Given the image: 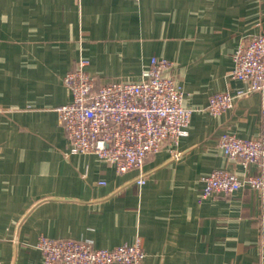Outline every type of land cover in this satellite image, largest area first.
Segmentation results:
<instances>
[{
  "label": "crops",
  "instance_id": "1",
  "mask_svg": "<svg viewBox=\"0 0 264 264\" xmlns=\"http://www.w3.org/2000/svg\"><path fill=\"white\" fill-rule=\"evenodd\" d=\"M258 34L264 0H0V264H44L40 237L97 249L139 239L144 264H264L258 192L201 199L215 170L260 172L219 139L262 134L264 88L219 116L206 110L212 95L246 89L233 56ZM154 57L175 64L194 110L179 144L126 173L72 153L57 111L72 100L66 74L86 59L99 85L139 82Z\"/></svg>",
  "mask_w": 264,
  "mask_h": 264
},
{
  "label": "built area",
  "instance_id": "2",
  "mask_svg": "<svg viewBox=\"0 0 264 264\" xmlns=\"http://www.w3.org/2000/svg\"><path fill=\"white\" fill-rule=\"evenodd\" d=\"M233 60L230 76L246 84V89L236 94L212 95L206 110L213 116L232 109L236 100L264 88V34L239 46ZM88 67L89 61L81 59L66 74L64 82L72 100L57 110L72 153L96 155L118 173H126L143 170L149 157L166 146L179 144L194 110L184 104V94L174 76V63L154 57L141 81L104 85L98 84ZM219 146L228 159L239 161L244 167L256 164L260 172L240 176L229 169L215 170L201 179V199L247 188L258 192L264 205V131L251 139L225 133ZM137 183L144 185L146 180L141 177ZM37 249L44 264H144L146 257L139 239L114 249H97L90 241L40 237Z\"/></svg>",
  "mask_w": 264,
  "mask_h": 264
}]
</instances>
